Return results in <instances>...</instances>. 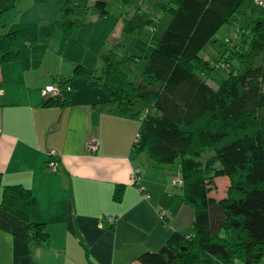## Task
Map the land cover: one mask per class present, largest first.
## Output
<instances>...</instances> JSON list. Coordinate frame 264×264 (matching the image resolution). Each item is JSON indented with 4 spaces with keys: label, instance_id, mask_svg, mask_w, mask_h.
<instances>
[{
    "label": "crops",
    "instance_id": "1",
    "mask_svg": "<svg viewBox=\"0 0 264 264\" xmlns=\"http://www.w3.org/2000/svg\"><path fill=\"white\" fill-rule=\"evenodd\" d=\"M93 4L87 12L93 15L74 35L61 24L60 0H3L0 35L17 32L21 55L0 64V202L3 185L30 188L31 218L45 225L47 238L37 240L24 220L0 209V264H141V253L158 251L175 232L193 233L195 209L173 185L180 166L154 165L134 152L139 121L118 114L87 76L101 75L105 33L95 27L109 17ZM246 21L243 15L237 28ZM79 64L85 71L70 82L71 103L46 102L41 89L74 76ZM106 213L117 217L113 224L101 219Z\"/></svg>",
    "mask_w": 264,
    "mask_h": 264
},
{
    "label": "trees",
    "instance_id": "2",
    "mask_svg": "<svg viewBox=\"0 0 264 264\" xmlns=\"http://www.w3.org/2000/svg\"><path fill=\"white\" fill-rule=\"evenodd\" d=\"M60 1L61 24L75 35L85 20L73 18V0ZM246 1L159 2L158 8L171 19L142 79L134 81L124 68L139 56L128 51L121 55L120 43L102 52L100 76L87 75L105 91L118 114L139 121L134 152L146 153L154 165L180 166L183 183L173 185L195 209L193 233L175 232L158 251L141 253V264H259L264 257V13L257 8L264 6V0L263 4L251 0L240 12ZM106 3L97 0L94 5L100 17L108 14ZM5 10L0 0V16ZM243 15L247 21L240 51L227 57L240 59V65L230 62L215 87L209 79L217 68L201 51L224 25H238ZM20 55L17 32L0 35V64ZM84 71L77 65L74 76L56 81L61 97L44 100L70 104V82ZM219 175L231 179L222 199L210 196ZM123 189L120 184L115 187L117 200ZM34 200L27 186L3 185L0 209L24 220L37 240H45V225L30 215Z\"/></svg>",
    "mask_w": 264,
    "mask_h": 264
},
{
    "label": "rangeland",
    "instance_id": "3",
    "mask_svg": "<svg viewBox=\"0 0 264 264\" xmlns=\"http://www.w3.org/2000/svg\"><path fill=\"white\" fill-rule=\"evenodd\" d=\"M107 3V11H108V20L100 21L97 27L101 30V32L105 33L103 37H101V43L105 41L106 50L113 47L116 43H120L122 50L121 55L125 52H129L130 54H135L139 56V60L137 62L126 64L124 66L125 69L130 74V77L139 82L142 79V72L146 67L149 58L154 51L157 43L159 42L165 28L167 27L171 16L167 13H164L162 10L157 9L156 2L158 0H103ZM89 2H93L94 4L97 1L93 0H73L71 6L76 11L77 17L83 19L84 17L92 16L93 7L89 5ZM252 2L251 0H247L240 8V12L243 11L247 5ZM93 4V5H94ZM91 6L88 15V9ZM140 7H143L145 11H149L148 14H145L143 11L139 10ZM264 13V6H260ZM149 19H152L150 22ZM240 27L237 28L236 25H224L221 30L212 38V40L205 46V48L201 51V56L204 59H208L211 61L212 65L217 68L216 72L212 75L211 79H209V83L211 85H215V87L220 84L222 81L221 77H225L226 70L231 64H235L236 66L240 65V59L237 60L233 58L232 60H227V57L230 56V53H235L236 51H240ZM242 27V31H243ZM241 31V33H242ZM108 32V34H106ZM236 32L235 34H233ZM109 34L112 35L110 40H104L105 37H109ZM233 34V35H232ZM232 40L229 43H225V37H230ZM222 43L225 45L221 44ZM223 47V49L220 47ZM124 48V49H123ZM226 52L225 57H222L223 53ZM251 58V56H250ZM247 58V62L250 60ZM264 90V85H263ZM207 152L204 155H207ZM207 156L202 158L205 160ZM177 164L174 166L176 167ZM178 166V165H177ZM231 185V179L228 176L219 175L215 178V186L210 191V196H213L217 199H222L227 196L228 188ZM259 264H264V257L260 260Z\"/></svg>",
    "mask_w": 264,
    "mask_h": 264
},
{
    "label": "built area",
    "instance_id": "4",
    "mask_svg": "<svg viewBox=\"0 0 264 264\" xmlns=\"http://www.w3.org/2000/svg\"><path fill=\"white\" fill-rule=\"evenodd\" d=\"M256 3L258 4H263V0H254ZM226 41L230 42L231 40H229V38H226ZM4 89L2 87H0V93H3ZM41 95L43 98L47 99V98H54V97H61V88L60 85L55 82V83H50L45 85L42 89H41ZM139 132L136 134V139L139 137ZM135 139V140H136ZM137 141V140H136ZM89 147L93 150L98 148V140L96 138L92 139V141L89 142ZM57 165L58 162L55 159L50 160L49 162V168H51V170H57ZM134 180L136 182H139L140 180V175L138 170H136L134 172ZM183 183V179L181 176L175 178L173 180V184L177 185V186H181ZM140 189L142 191H145L144 186H140ZM145 197H149V194L145 193L144 195ZM116 216L114 214H102L101 215V219H104L108 224H113L116 221Z\"/></svg>",
    "mask_w": 264,
    "mask_h": 264
}]
</instances>
